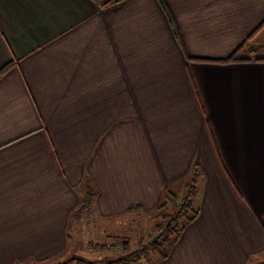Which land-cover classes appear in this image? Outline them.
<instances>
[{
    "label": "crops",
    "instance_id": "crops-1",
    "mask_svg": "<svg viewBox=\"0 0 264 264\" xmlns=\"http://www.w3.org/2000/svg\"><path fill=\"white\" fill-rule=\"evenodd\" d=\"M166 3L181 41L159 0H0V264L64 252L86 179L115 216L196 164L200 213L157 264L264 253V0Z\"/></svg>",
    "mask_w": 264,
    "mask_h": 264
},
{
    "label": "rangeland",
    "instance_id": "rangeland-1",
    "mask_svg": "<svg viewBox=\"0 0 264 264\" xmlns=\"http://www.w3.org/2000/svg\"><path fill=\"white\" fill-rule=\"evenodd\" d=\"M194 172L195 166L192 169L191 180L187 183L189 186L192 185ZM198 176H200V170ZM194 184H196L198 193L197 179ZM187 185L185 189L181 187L170 189L169 194H167L169 196L168 202L166 200L160 201V204L167 202L166 206L156 207L152 210L136 207L120 215L103 216L99 215L93 206L89 208H81L80 206L73 211L70 219L68 247L64 252L51 258L41 260L31 258L26 263L18 261L14 264H107L109 261L116 264V259L119 257L128 259L129 256L132 257L131 253L135 251L139 252L142 258L130 264H157L163 260L159 254L152 251L149 241L156 237L161 229L163 231L167 223L171 221V217L177 214ZM196 197L197 195L193 201L199 215L200 207L196 204ZM192 213L189 212L190 215ZM184 223L185 219L179 218L175 225L178 224L180 227ZM179 239L171 247L170 253ZM248 264H264V253L253 257Z\"/></svg>",
    "mask_w": 264,
    "mask_h": 264
},
{
    "label": "trees",
    "instance_id": "trees-1",
    "mask_svg": "<svg viewBox=\"0 0 264 264\" xmlns=\"http://www.w3.org/2000/svg\"><path fill=\"white\" fill-rule=\"evenodd\" d=\"M109 1L114 2L117 0H109ZM159 2L163 10L165 11L166 15L168 16V19L172 25L176 38L180 40V33H179L178 26L173 18V15L170 11L168 4L166 3V0H159ZM262 25H264V22L258 27L257 30H259V28H261ZM257 30L254 31L250 35V37H252L257 32ZM243 51H244V44L240 48H238L234 53H232L229 57L219 60V61L220 62H232V61L244 60L246 57L242 55ZM194 174L195 175L192 180V185L191 186L187 185L183 201L180 203V206H179L180 209L177 212V214L171 217L172 218L171 221L167 223L163 231L161 229L160 231L161 234L159 236L153 237L151 241H149V245L151 246L152 251L159 254L161 260H165L169 256L171 247L179 239L182 231L185 229V226L189 224L190 222H192L198 215L199 211L198 209H195L194 201H193L195 196L197 195L196 184H194L199 174V168L197 164L195 165ZM83 186H84V194L81 198L80 204L77 207V209L80 206L81 208L92 207L93 198L97 194L96 190L92 187L89 179H86ZM169 191H170L169 188L166 189L162 197V200H166L168 202L169 196L167 194H169ZM167 202H164L162 204L159 203L157 207L158 208L165 207ZM189 212H193V213L190 215ZM179 218L185 219V223L180 227H178L179 226L178 224L175 225V222H177ZM173 236H174V239L172 240ZM131 256L132 257L129 256L128 259L124 257H119L118 259H116V264H130L131 262L142 258V255H140L139 252L137 253L136 251L132 252ZM107 264H113V263L112 261H109Z\"/></svg>",
    "mask_w": 264,
    "mask_h": 264
},
{
    "label": "water",
    "instance_id": "water-1",
    "mask_svg": "<svg viewBox=\"0 0 264 264\" xmlns=\"http://www.w3.org/2000/svg\"><path fill=\"white\" fill-rule=\"evenodd\" d=\"M161 233H159L157 236H159Z\"/></svg>",
    "mask_w": 264,
    "mask_h": 264
}]
</instances>
